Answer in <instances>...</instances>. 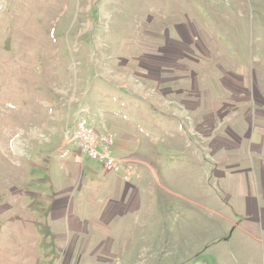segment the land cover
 Masks as SVG:
<instances>
[{
  "label": "rangeland",
  "instance_id": "rangeland-1",
  "mask_svg": "<svg viewBox=\"0 0 264 264\" xmlns=\"http://www.w3.org/2000/svg\"><path fill=\"white\" fill-rule=\"evenodd\" d=\"M262 145L264 0H0V264H264Z\"/></svg>",
  "mask_w": 264,
  "mask_h": 264
},
{
  "label": "built area",
  "instance_id": "built-area-1",
  "mask_svg": "<svg viewBox=\"0 0 264 264\" xmlns=\"http://www.w3.org/2000/svg\"><path fill=\"white\" fill-rule=\"evenodd\" d=\"M68 137L66 145L59 150V157L66 158L70 151L71 146H75L78 150L88 156L89 158L97 161L102 170L110 173H123V180L129 182L134 174V170L130 164L113 159L111 153L112 138L108 135L96 136L95 130L83 118L76 120L73 126L72 135H65Z\"/></svg>",
  "mask_w": 264,
  "mask_h": 264
},
{
  "label": "crops",
  "instance_id": "crops-1",
  "mask_svg": "<svg viewBox=\"0 0 264 264\" xmlns=\"http://www.w3.org/2000/svg\"><path fill=\"white\" fill-rule=\"evenodd\" d=\"M80 118H83L87 121V123L92 126L95 130V132L98 131L97 129V124L94 122V126H93V120L91 121L89 118L85 117V116H81ZM264 146V145H262ZM263 148V147H262ZM259 155L264 156V148L263 151L256 152ZM126 158V157H124ZM258 160L259 161V168H258V172H259V176H261V180H259L258 182H260V187L261 190L263 191V196L262 198L264 199V163L263 160L264 158L259 157ZM105 172V171H104ZM105 173H110V172H105ZM75 174V173H74ZM114 174V177H110V185H107L108 187L105 188L107 190H114L116 191L114 196H109L107 198V202L109 203L108 208L110 210V214L109 216H107L104 221H108L107 219L112 216H115L117 213H121L122 211L126 210V209H130V213H132L133 211L137 210V203H134V205L132 206V204L128 207L127 204L131 203V196L134 194H137V188H140L143 192V188L145 183H139V178L132 177L130 179L129 182H125L122 179L123 173H111ZM77 177V176H76ZM107 178H109V176H107ZM73 183H75V181H73ZM140 186V187H138ZM130 196V198L128 199V203L126 204V198ZM132 206V208H131ZM260 211V212H259ZM256 216H257V220L258 221H264V207H261L259 210L258 208H256ZM78 228H80V226H78Z\"/></svg>",
  "mask_w": 264,
  "mask_h": 264
}]
</instances>
